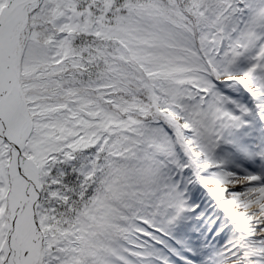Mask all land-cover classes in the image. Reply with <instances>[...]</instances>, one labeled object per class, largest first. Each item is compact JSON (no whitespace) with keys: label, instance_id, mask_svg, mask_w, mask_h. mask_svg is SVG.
I'll return each instance as SVG.
<instances>
[{"label":"snow or ice","instance_id":"snow-or-ice-1","mask_svg":"<svg viewBox=\"0 0 264 264\" xmlns=\"http://www.w3.org/2000/svg\"><path fill=\"white\" fill-rule=\"evenodd\" d=\"M0 264H264V0H0Z\"/></svg>","mask_w":264,"mask_h":264}]
</instances>
